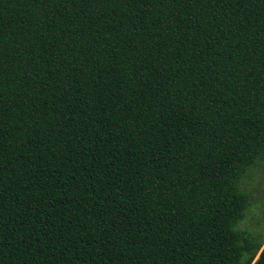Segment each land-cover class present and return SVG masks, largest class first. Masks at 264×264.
Listing matches in <instances>:
<instances>
[{
	"label": "trees",
	"instance_id": "16d2710c",
	"mask_svg": "<svg viewBox=\"0 0 264 264\" xmlns=\"http://www.w3.org/2000/svg\"><path fill=\"white\" fill-rule=\"evenodd\" d=\"M263 157L264 0H0V264H264Z\"/></svg>",
	"mask_w": 264,
	"mask_h": 264
},
{
	"label": "rangeland",
	"instance_id": "374dc122",
	"mask_svg": "<svg viewBox=\"0 0 264 264\" xmlns=\"http://www.w3.org/2000/svg\"><path fill=\"white\" fill-rule=\"evenodd\" d=\"M239 188L248 195V207L238 226L262 240L264 245V157L245 172Z\"/></svg>",
	"mask_w": 264,
	"mask_h": 264
},
{
	"label": "water",
	"instance_id": "95a60500",
	"mask_svg": "<svg viewBox=\"0 0 264 264\" xmlns=\"http://www.w3.org/2000/svg\"><path fill=\"white\" fill-rule=\"evenodd\" d=\"M256 257H257V256H256ZM256 257H255V258H256Z\"/></svg>",
	"mask_w": 264,
	"mask_h": 264
}]
</instances>
